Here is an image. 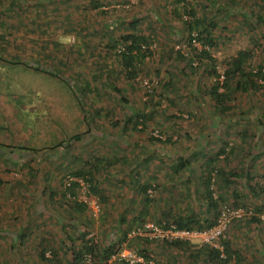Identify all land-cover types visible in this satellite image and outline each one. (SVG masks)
<instances>
[{
	"label": "rangeland",
	"instance_id": "374dc122",
	"mask_svg": "<svg viewBox=\"0 0 264 264\" xmlns=\"http://www.w3.org/2000/svg\"><path fill=\"white\" fill-rule=\"evenodd\" d=\"M253 2L0 0V264H52L41 259V250L51 259L52 249L63 260L86 239L98 250L119 243L144 253L145 264H214L205 251L194 253L199 244L177 248L140 236L127 241L124 234L143 223L164 224L167 211L210 219L223 204H243L263 213L260 192L252 202L238 203V181L229 185L231 194L215 171L211 190L223 199L216 211H207L204 190L194 185L209 170L195 154L213 155L218 148L209 138L212 130L226 133L232 155L258 156L256 176L245 181L264 180V80L247 91L232 84L226 115L208 93L238 52H250L249 69L264 62V22L250 26L242 15L252 11L246 18L254 23ZM192 7L197 19L210 21L209 61L195 57L193 48L205 49L201 43L187 42L190 15L183 10ZM123 15H130L128 25ZM112 17L119 19L109 22ZM134 20L135 29L129 25ZM127 32L143 35L151 50L133 70L113 48ZM139 78L158 84L146 92ZM168 78L171 87L163 83ZM79 130L81 139L71 142L69 135ZM155 130L162 138L153 137ZM180 152L187 153L189 170L175 173L170 167ZM76 171L96 187L97 215L88 206L76 209L66 197L65 177ZM143 184L152 186L147 195L139 189ZM223 240L235 242L241 264H264V222L235 220Z\"/></svg>",
	"mask_w": 264,
	"mask_h": 264
},
{
	"label": "trees",
	"instance_id": "16d2710c",
	"mask_svg": "<svg viewBox=\"0 0 264 264\" xmlns=\"http://www.w3.org/2000/svg\"><path fill=\"white\" fill-rule=\"evenodd\" d=\"M184 0H177V2H182ZM92 3H95L93 1ZM184 3V2H183ZM96 4V3H95ZM253 4L258 8L257 12L258 14L255 15L254 17V23L250 21L247 17V14H250L251 12L247 11L242 12L244 19L249 23L250 26H255L259 22H264V0H258L256 3V0H254ZM187 6V5H186ZM184 12L187 11V14L190 15V19L187 21V30L189 33V37L187 38L188 45L192 46V40L195 39L198 43H201L202 47L204 46H213V37L211 36V31H210V21L207 17H202L201 19H197L196 17V11L194 8H188L183 10ZM174 14L175 17H181V14L178 12L176 7L174 8ZM137 20L132 21L129 25L135 29V25L137 24ZM213 22V21H212ZM119 42L115 44L114 48V54L120 56V63L124 64L125 67L128 68V70H133L134 63L135 61H139L140 58L142 57H148L151 55V50H148L147 48V40L146 38L141 35V34H124L119 37ZM122 45L124 47V50L121 52H117V46ZM142 46H145V49L142 48ZM194 49L195 57L197 59H204L208 58L209 54L206 49ZM178 54H180L179 51H177ZM250 57V52L245 50V51H240L237 53V55L232 58V61L230 63V67L224 71L223 75V80L222 82L217 81V83H213L211 87L209 88V98L214 102V106L220 114L226 115L229 110L232 109V97L231 93L235 90H242V91H247L251 87H258L257 80L259 78H262L264 80V62L259 63L255 69L248 68L246 65V62L248 61ZM210 58V57H209ZM208 58V61H209ZM212 60V59H211ZM128 74H132L131 71H127ZM211 73L214 75V77L217 79L219 78V74L217 71L213 68L211 70ZM133 76L135 74H132ZM231 82V83H230ZM165 84V87H171L172 85V79L168 78L166 81L163 82ZM232 84H235L236 87L234 89L231 87ZM222 87V90L220 91V88ZM120 91V90H118ZM98 111V110H97ZM137 118H142L140 115H136ZM130 121H132V117H130ZM136 123L138 122L137 120L135 121ZM140 131V129H137ZM71 142H77L81 139V134L76 133L69 137ZM225 153V150L223 148H220L219 151L215 154L216 158L217 156ZM194 154V153H193ZM231 153H225V156H228ZM204 159V162L202 163L203 167L209 168L207 171V183H206V189H204V196L207 201V205L210 206V208L217 209V202L216 198H213V192L210 188L211 184V172L216 173V175H219L220 177H225L226 179L229 180L230 177L233 175L237 174L238 169H226L224 167H219L218 169L213 166L215 163V159L213 157H209L207 154H201L200 157L195 154V159ZM190 161L188 160L187 157L183 156H178L177 161L170 167L171 170L175 173H179V171L182 170H189L188 168V163ZM201 165V164H200ZM213 166V167H212ZM72 175V174H70ZM73 175L76 176H83V173L80 171H76L73 173ZM85 178V177H84ZM154 178V177H153ZM86 181L89 183V188L91 193H97L95 185L92 183L91 177L85 178ZM152 179V178H151ZM77 184L74 182L71 187H69V193L71 195H75V186ZM258 185V190L260 192V195H263V200H262V210L264 212V185L259 182L257 183ZM150 184H143L139 186V189L142 191L143 194L147 195V189H151ZM155 189V186H153ZM70 200V199H69ZM73 201V206H75L76 209H81L85 210L87 208L86 203L78 202L76 200H71ZM217 201V202H216ZM254 209V208H253ZM255 213L258 211L254 210ZM262 212V211H260ZM218 211L215 212L214 216L212 218H206V217H201L197 215H181L177 217L171 216L172 214L167 211V215L164 217L166 220L164 222L163 227H166L167 225L174 224L177 228H184L187 230H192V229H198V230H203L211 227L216 220ZM171 217V218H170ZM172 219V220H170ZM251 220H256V221H262L257 215H253L250 217ZM162 221V219L160 218ZM162 222L159 221V224ZM124 237L126 238V235L124 234ZM149 242L148 239L142 238L141 241ZM119 243L115 244H109L105 245L99 250L97 249L96 245H94L90 239L82 240V243L80 246L71 249L72 254L70 258H65L61 260L60 258L57 257L55 254L56 252L50 250L52 253L51 259H48L45 256V251H47L45 248L40 251V257L43 259L45 262L49 261L52 264H86V261H90V264H106L105 262L108 261L110 256L115 253L117 250H119ZM223 247H224V252L226 253V258L225 259H220L219 257V251L213 247H210L209 245H204L199 247V249L194 252L195 254H199L200 252H206L207 260L216 263V264H228L232 258H235L236 264H241V258L240 255L237 254L236 251L232 250V247L228 241H223ZM170 246H175L177 248H188L191 243L187 241H174V242H169ZM144 247V245H142ZM141 253V252H140ZM143 256L145 257L146 260H149L147 255L144 253ZM89 259V260H88ZM220 262V263H218ZM114 263H126L124 261H114ZM128 264V263H126ZM135 264H141V263H135ZM145 264V263H143Z\"/></svg>",
	"mask_w": 264,
	"mask_h": 264
},
{
	"label": "built area",
	"instance_id": "2783aa9c",
	"mask_svg": "<svg viewBox=\"0 0 264 264\" xmlns=\"http://www.w3.org/2000/svg\"><path fill=\"white\" fill-rule=\"evenodd\" d=\"M194 46H198L195 39L192 40ZM145 49V46H142ZM203 48L207 49L208 47L204 46ZM117 52L124 50L122 45L117 46ZM138 82L140 86L144 88L146 92H150L155 84H158L157 80H149L139 78ZM153 137L162 138L160 131L155 130L152 133ZM76 183L75 186V195L69 193V187L73 183ZM264 185V180L261 181ZM64 189L66 197L70 200H76L78 202L86 203L87 206L91 209L94 215H97L99 211V204L97 200L92 197V193L89 188V183L82 176L74 177L73 175H66L64 180ZM150 192V191H149ZM257 215L261 220H264L263 213H255L254 209L247 205H230L223 204L219 207L215 223L203 230L192 229L187 230L184 228H177L174 224L167 225L163 227L162 225H156L152 222L143 223L138 227L132 229L126 235V240H130L132 237L140 236L146 238L149 241L151 240H161L164 242H174V241H187L193 244H199V247L204 245H209L219 251L220 259L226 258V253L224 252L223 239L224 234L227 231V228L235 220H244ZM143 254H136L134 251L127 249L125 247H120L115 253H113L108 261H124L128 264L135 263H144ZM89 260V259H88ZM90 262V261H88ZM228 264H236L235 258H232Z\"/></svg>",
	"mask_w": 264,
	"mask_h": 264
},
{
	"label": "crops",
	"instance_id": "0c3cea01",
	"mask_svg": "<svg viewBox=\"0 0 264 264\" xmlns=\"http://www.w3.org/2000/svg\"><path fill=\"white\" fill-rule=\"evenodd\" d=\"M96 2V1H95ZM96 5L98 6L99 5V3L97 4L96 3ZM130 15H123V21H124V19H126L127 20V25H128V21H129V17ZM113 19H109L110 21L109 22H114V21H116L117 19H119V17H112ZM128 33V32H127ZM138 34H140V33H138ZM213 129V128H212ZM81 132V130H79V132H77V133H80ZM208 132V134H210V136H209V138L211 137V139H213L214 140V146H215V144H217L218 145V148H217V150L213 153V155H208L209 157H213V159H215V163L213 164V166L215 165V167H216V163L218 162V161H220V160H222L223 161V163L225 164H227V165H222L223 167L224 166H226L225 168L226 169H238V176H237V174H235V175H233L232 177H230L229 178V180H227L225 177H226V175H225V177L223 176L222 178H221V180H220V186H221V188L223 189L224 187H226L227 189L226 190H228L231 194H235L236 192L235 191H233V190H230V189H228L230 186L229 185H231V184H235L236 183V181H238V203L240 202V203H242L243 201H247V202H252V200L250 199V196L253 194V195H259V190H258V185H257V183L255 182V183H251V181H245L246 179H251V178H254L256 175H255V173H253V163L258 159V156L257 155H255V154H249V155H247V156H243V155H238V152H234V154L232 155V153H233V148L232 147H227L228 146V143H227V135H226V133L225 132H221V131H214V130H212V131H207ZM76 134V133H75ZM74 135V134H73ZM72 135H69V137H71ZM235 138V137H234ZM224 140V141H223ZM222 141V142H221ZM220 142V144H218ZM220 148H223L224 150H225V153H231V154H229L228 156H225V153H223V154H221V155H219V156H217V158H216V156H215V154L219 151V149ZM191 151H192V149H191ZM193 152V151H192ZM208 153H209V151H208ZM184 155H187V153H183V152H180V154L178 155V156H183L184 157ZM189 155V154H188ZM178 156L176 157V161H177V158H178ZM185 158V157H184ZM194 160H196L195 158H194ZM258 161V160H257ZM192 162V161H191ZM190 163V162H189ZM231 163V164H230ZM212 166V167H213ZM188 167H189V165H188ZM217 169L219 168V167H216ZM254 169H255V167H254ZM203 170H204V168H203ZM207 172V171H206ZM205 172V175H204V180H202V183H200V182H196V183H194V185H197V187L199 188V189H202V190H204V189H206V181L208 180L207 179V173ZM212 173V172H211ZM219 176V175H218ZM211 177V176H210ZM246 183H248V185L250 186V192L251 193H249L248 191H247V189L245 188L246 186H247V184ZM189 185V183H187V186ZM211 185V184H210ZM210 188H211V186H210ZM205 192V191H204ZM204 192H202V193H204ZM213 192V191H212ZM187 193H189V191H187ZM213 198H215L214 197V193H213ZM216 200H218V202H217V206H216V208L218 207V204H219V200H223L220 196H218V198H216ZM203 203H205L204 205L206 206V208L208 209L207 211H209V212H211V211H216L217 209H214V208H210V206H208L207 205V201H206V198H205V196H204V200L202 199L201 200ZM238 205H240V204H238ZM242 230H245V228L243 227L242 228ZM236 231H237V229H236ZM252 235H254V234H252ZM234 236V238L236 237L235 235H233ZM234 241H235V239H234ZM230 242V241H229ZM231 243V246H232V250H236V248L234 247V245H235V242H230ZM147 245L149 246L150 244H147L146 243V245L144 246V248L147 250L148 249V247H147ZM235 248V249H234Z\"/></svg>",
	"mask_w": 264,
	"mask_h": 264
}]
</instances>
